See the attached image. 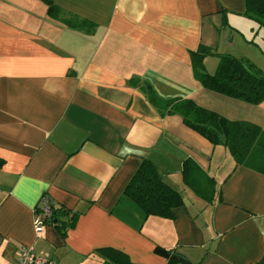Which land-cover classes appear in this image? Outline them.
<instances>
[{
    "label": "crops",
    "instance_id": "crops-1",
    "mask_svg": "<svg viewBox=\"0 0 264 264\" xmlns=\"http://www.w3.org/2000/svg\"><path fill=\"white\" fill-rule=\"evenodd\" d=\"M52 2L56 18L43 0H0V264L22 245L55 264H120L103 248L132 264H184L158 247L190 264H264V174L180 114H160L131 82L219 100L199 88L190 51L219 52L222 14H243L244 0ZM144 158L182 197L172 218L146 216L123 194ZM210 170L218 191L207 196L197 184ZM44 195L59 220L37 233Z\"/></svg>",
    "mask_w": 264,
    "mask_h": 264
},
{
    "label": "trees",
    "instance_id": "trees-1",
    "mask_svg": "<svg viewBox=\"0 0 264 264\" xmlns=\"http://www.w3.org/2000/svg\"><path fill=\"white\" fill-rule=\"evenodd\" d=\"M43 1L48 5V14L56 18L59 8L52 0ZM243 15L264 25V0H244ZM85 23L86 20L83 19L72 24L83 27ZM208 55L218 58L213 73L207 72L203 63L204 57ZM190 60L194 78L205 89L251 104H259L264 100V74L250 61L230 53L214 52L205 45H199L196 50L190 51ZM131 82L140 85L150 103L160 114H180L186 126L212 144L224 145L236 164L264 174V130L260 125L244 119H229L214 110L199 105L192 98H162L151 84L140 83L138 80ZM189 163L186 160L183 167L184 173ZM123 194L134 201L146 216L157 215L172 218L173 208L182 204L180 193L163 181L155 164L147 158L141 160L124 187ZM52 212L51 219L59 220L60 213L55 206L52 207ZM76 215L73 213L68 220L61 221V227H72ZM156 250L161 254L185 261L182 256H178L173 251L160 247ZM102 252L111 256L117 263L132 264L120 251L103 248Z\"/></svg>",
    "mask_w": 264,
    "mask_h": 264
},
{
    "label": "rangeland",
    "instance_id": "rangeland-1",
    "mask_svg": "<svg viewBox=\"0 0 264 264\" xmlns=\"http://www.w3.org/2000/svg\"><path fill=\"white\" fill-rule=\"evenodd\" d=\"M222 19H224L222 21L224 22V28L221 32L219 46L215 49L220 53H230L231 55L250 61L264 74V25L259 24L257 21L243 14L224 13L222 14ZM229 41L231 43H229ZM209 60L210 64L207 65V69H205L207 72L211 73L216 69L218 58L216 56H211ZM211 64L213 70L210 71L208 68H210ZM199 88H201V83ZM202 88L204 87L202 86ZM206 91L210 92V94L212 93L216 94V96H220L221 99L219 98L218 100L214 97H208L204 104L199 105L214 110L227 118L244 119L254 122L260 125L264 130V108L261 105L262 103L259 105L251 104L224 94L215 93L211 90L209 91L206 89ZM186 93L187 92H181V94H179V92L172 91V93L162 98L184 97V95H187ZM195 102L198 103L197 100ZM207 173V175L203 173L200 179L201 182L197 184V186L203 194L209 196L211 192L217 193L218 187L216 182L209 179V177L214 175L212 174V170Z\"/></svg>",
    "mask_w": 264,
    "mask_h": 264
},
{
    "label": "built area",
    "instance_id": "built-area-1",
    "mask_svg": "<svg viewBox=\"0 0 264 264\" xmlns=\"http://www.w3.org/2000/svg\"><path fill=\"white\" fill-rule=\"evenodd\" d=\"M54 206V202L47 195L42 196L40 206L34 212L33 227L35 232H41L46 223L51 221L52 207ZM7 264H55V260L36 253L32 245H22L17 260Z\"/></svg>",
    "mask_w": 264,
    "mask_h": 264
},
{
    "label": "water",
    "instance_id": "water-1",
    "mask_svg": "<svg viewBox=\"0 0 264 264\" xmlns=\"http://www.w3.org/2000/svg\"><path fill=\"white\" fill-rule=\"evenodd\" d=\"M184 264H190L188 261H184Z\"/></svg>",
    "mask_w": 264,
    "mask_h": 264
}]
</instances>
